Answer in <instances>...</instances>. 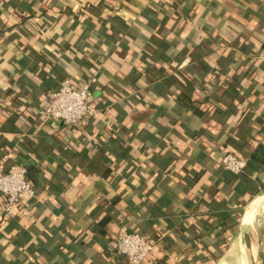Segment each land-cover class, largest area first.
Wrapping results in <instances>:
<instances>
[{
	"label": "crops",
	"instance_id": "obj_1",
	"mask_svg": "<svg viewBox=\"0 0 264 264\" xmlns=\"http://www.w3.org/2000/svg\"><path fill=\"white\" fill-rule=\"evenodd\" d=\"M65 77L96 108L72 126L37 114ZM14 162L36 193L0 215V264H128L123 226L142 264H264V0H0Z\"/></svg>",
	"mask_w": 264,
	"mask_h": 264
},
{
	"label": "built area",
	"instance_id": "obj_2",
	"mask_svg": "<svg viewBox=\"0 0 264 264\" xmlns=\"http://www.w3.org/2000/svg\"><path fill=\"white\" fill-rule=\"evenodd\" d=\"M90 82L74 87L69 77L63 78L58 87L49 92L37 114L43 120H59L66 126L77 125L95 113ZM222 169L239 174L246 165L245 158L226 151L219 158ZM35 187L29 181L26 168L17 162L4 167L0 164V215L8 217L22 207L29 210L35 199ZM154 240L138 230L128 231L124 226L111 242V253L128 264H142L149 256Z\"/></svg>",
	"mask_w": 264,
	"mask_h": 264
},
{
	"label": "rangeland",
	"instance_id": "obj_3",
	"mask_svg": "<svg viewBox=\"0 0 264 264\" xmlns=\"http://www.w3.org/2000/svg\"><path fill=\"white\" fill-rule=\"evenodd\" d=\"M262 205H264V204L262 203V204H260L259 206H256L254 209H252V210H251L250 217H252V215H253L254 213H257L256 211H257L258 209H260V208L262 207ZM258 211H259V210H258ZM250 219H251V218H249V219L247 220L246 224L249 223Z\"/></svg>",
	"mask_w": 264,
	"mask_h": 264
},
{
	"label": "bare ground",
	"instance_id": "obj_4",
	"mask_svg": "<svg viewBox=\"0 0 264 264\" xmlns=\"http://www.w3.org/2000/svg\"><path fill=\"white\" fill-rule=\"evenodd\" d=\"M254 220V219H253ZM253 220H252V222H253ZM251 224V223H250Z\"/></svg>",
	"mask_w": 264,
	"mask_h": 264
}]
</instances>
